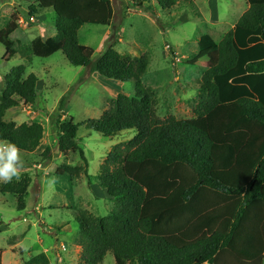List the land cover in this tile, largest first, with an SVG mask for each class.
Instances as JSON below:
<instances>
[{"label": "trees", "instance_id": "16d2710c", "mask_svg": "<svg viewBox=\"0 0 264 264\" xmlns=\"http://www.w3.org/2000/svg\"><path fill=\"white\" fill-rule=\"evenodd\" d=\"M180 1L194 3L156 0L162 9ZM246 1L247 10L220 41L208 33L198 39L189 64L217 56L198 81L200 96L190 118L158 115L157 95L143 82L147 54L136 57L108 46L93 57L94 49L80 42L83 25L112 24V0H35L29 16L52 8L56 33L46 39L37 36L25 47L21 39L12 38L19 26L16 21H8L1 29L7 61L16 53L30 60L63 51L72 65L83 68L84 77L98 73L134 82L133 93H119L98 118L83 123L63 119L64 96L54 120L58 151L79 153L85 162L83 166L65 163L56 173L84 174L88 180L80 126L105 138L136 131L133 138L112 147L96 178L115 199L110 213L75 215L82 264H103L108 252L116 264H264V0ZM150 2L133 0V6L151 12L159 22ZM26 70L20 64L5 75L0 139L31 153L45 137L44 124L5 119L8 110L36 102L39 78ZM44 151L46 155L50 147ZM30 183L31 177L25 174L19 181L0 183V193L15 194L18 209L25 210ZM20 264L52 262L39 252Z\"/></svg>", "mask_w": 264, "mask_h": 264}, {"label": "rangeland", "instance_id": "374dc122", "mask_svg": "<svg viewBox=\"0 0 264 264\" xmlns=\"http://www.w3.org/2000/svg\"><path fill=\"white\" fill-rule=\"evenodd\" d=\"M112 1L115 11L112 24L109 27L83 25L79 30L80 42L94 49L93 57L108 46L136 57L147 54L149 66L143 82L157 95L158 115L161 118L170 114L178 118L193 117L200 96L198 81L215 63L217 56L214 53L210 61L189 64L197 52V41L206 32L218 40L222 38L247 10V1H180L172 8L162 9L156 0H151V11L160 18L159 22L152 18L151 12L133 6V0ZM34 3L35 0H0V31L8 21H16L19 26L12 38L21 39L24 47L37 36L45 39L56 33L54 10H41L29 16V7ZM107 27L110 34L102 38ZM5 53L0 32V94L5 87V75L13 66L25 64L26 74L34 72L39 78L36 102L8 110L5 119L17 124L34 120L42 122L46 134L34 152L21 151L25 161L21 177L25 174L31 177L25 210L18 209L15 194L0 193L2 262L20 264L35 253L45 252L52 264H82L80 231L75 215L106 216L110 213L115 199L108 194L103 198L90 187L98 183L96 178L111 149L110 144L127 142L136 131L126 130L115 137L105 138L80 126L79 140L84 146L91 176L88 180L84 174L70 177L56 173L65 163L83 166L85 162L79 153L63 155L58 151L54 120L58 118L59 104L64 96L63 119L83 123L88 118H98L119 93H133L134 82L108 79L98 73L84 77L83 68L72 65L63 51L45 58L33 56L30 60L16 53L8 61L4 59ZM113 82L123 84L118 93L112 90ZM47 146L50 152L44 155ZM103 264H116L112 252L107 253Z\"/></svg>", "mask_w": 264, "mask_h": 264}, {"label": "clouds", "instance_id": "9594fccd", "mask_svg": "<svg viewBox=\"0 0 264 264\" xmlns=\"http://www.w3.org/2000/svg\"><path fill=\"white\" fill-rule=\"evenodd\" d=\"M24 167L20 148L15 143L0 139V182L19 181Z\"/></svg>", "mask_w": 264, "mask_h": 264}, {"label": "crops", "instance_id": "0c3cea01", "mask_svg": "<svg viewBox=\"0 0 264 264\" xmlns=\"http://www.w3.org/2000/svg\"><path fill=\"white\" fill-rule=\"evenodd\" d=\"M238 21V20H237ZM236 21V22H237ZM233 26H234V24H233ZM232 26V27H233ZM109 27V26H108ZM107 27V29H106V31L104 32V34L102 35V38H104L105 37V35H108V34H110V29ZM229 31V30H228ZM206 33H208V34H210L216 41H220L222 38H220L219 40L218 39H216L215 37H214V35L212 34V33H209V32H206ZM204 34V33H203ZM202 35V34H201ZM49 37V36H48ZM46 39V38H45ZM197 44H198V41H197ZM198 50V49H197ZM114 83V88H112V90L115 92V93H118L119 92V90H121V88H123V84L122 83H115V82H113ZM108 138V137H107ZM116 144V142H113V143H111L110 144V147H111V149H112V147L114 146ZM110 149V150H111ZM109 150V151H110ZM91 190L92 191H94V192H96L98 195H100L101 197H103V198H106L107 197V193L105 192V190H103L101 187H100V185L98 184V183H93V184H91ZM88 200H89V198H88Z\"/></svg>", "mask_w": 264, "mask_h": 264}]
</instances>
